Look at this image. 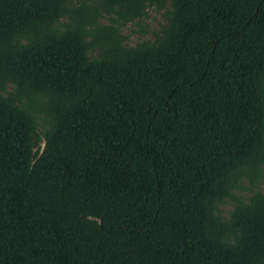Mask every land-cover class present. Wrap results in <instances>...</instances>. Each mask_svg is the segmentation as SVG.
<instances>
[{
  "label": "trees",
  "instance_id": "obj_1",
  "mask_svg": "<svg viewBox=\"0 0 264 264\" xmlns=\"http://www.w3.org/2000/svg\"><path fill=\"white\" fill-rule=\"evenodd\" d=\"M262 186L264 0H0V264H264Z\"/></svg>",
  "mask_w": 264,
  "mask_h": 264
},
{
  "label": "rangeland",
  "instance_id": "obj_2",
  "mask_svg": "<svg viewBox=\"0 0 264 264\" xmlns=\"http://www.w3.org/2000/svg\"><path fill=\"white\" fill-rule=\"evenodd\" d=\"M164 20L160 17L159 13H156L155 11L151 10L148 13V18L145 19L144 21V26L146 28V32L143 34H131L128 33L129 36V43L133 44L136 41H139L141 39H148L152 37V33L157 31L158 27H160L159 25L164 24ZM124 33H127V31L125 30ZM262 189H264V186H262ZM244 196L247 195V193H242ZM225 210L228 209V207H224Z\"/></svg>",
  "mask_w": 264,
  "mask_h": 264
}]
</instances>
